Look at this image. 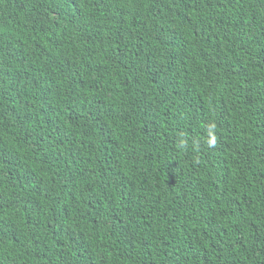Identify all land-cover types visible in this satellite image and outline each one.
<instances>
[{
  "label": "trees",
  "instance_id": "trees-1",
  "mask_svg": "<svg viewBox=\"0 0 264 264\" xmlns=\"http://www.w3.org/2000/svg\"><path fill=\"white\" fill-rule=\"evenodd\" d=\"M0 264H264V0H0Z\"/></svg>",
  "mask_w": 264,
  "mask_h": 264
}]
</instances>
